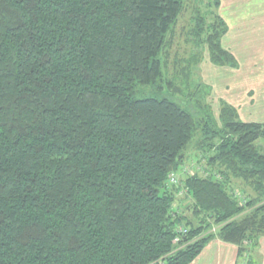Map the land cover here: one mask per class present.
<instances>
[{
  "label": "trees",
  "instance_id": "16d2710c",
  "mask_svg": "<svg viewBox=\"0 0 264 264\" xmlns=\"http://www.w3.org/2000/svg\"><path fill=\"white\" fill-rule=\"evenodd\" d=\"M186 1L0 0V264H191L215 239L242 257L264 235V123L224 100L217 117L204 82L202 120L137 97L162 78ZM212 4L194 29L200 61L238 68ZM197 136L203 173L181 176L190 217L168 178Z\"/></svg>",
  "mask_w": 264,
  "mask_h": 264
},
{
  "label": "rangeland",
  "instance_id": "374dc122",
  "mask_svg": "<svg viewBox=\"0 0 264 264\" xmlns=\"http://www.w3.org/2000/svg\"><path fill=\"white\" fill-rule=\"evenodd\" d=\"M212 3L213 0L186 1L185 9L179 16L172 32L168 34V46L161 54V60L164 63L162 78L156 85L142 87L143 92L138 93L137 97H141L145 93L151 96L170 98L189 109L198 119L202 120L204 109L201 107L206 104L205 98L203 100L205 95L202 96L205 90L201 87L202 82H204L212 87L211 93L206 96V102H209L212 107L219 103V97L213 92L211 84L214 83L215 85L217 82L225 84L228 82V80H225L227 75L226 73L222 74L224 67L215 66L209 61L208 51H203L202 61H200L201 45L198 43L197 35H194V29H196V25L198 24L196 23L198 16L206 14V21L203 24L205 28L212 20V13L217 11L216 6ZM210 11L212 12L211 14H209ZM218 11L230 26V32L226 35L227 37L225 39L222 38L223 46L233 48L231 52L242 62L244 56H247V60H249L253 53L258 57L264 51V0H221V7ZM238 36H241L240 40ZM262 54L264 55V52ZM261 58L258 62L259 68L264 65V56ZM196 60H198L197 63ZM179 71L185 72V78L190 77L186 85L180 84V81L178 82L179 87L183 90L182 94L177 93L174 89H170L167 84L168 79H171L177 85L175 76L176 74L178 75L177 72ZM236 78L237 74L231 76L232 81ZM241 78L242 80H235V84H245L248 80L254 83L252 78L246 80L245 75H241ZM160 85L162 88H160ZM214 87L216 88V86ZM261 98L264 99V97ZM260 102L261 100L259 99L255 105L247 109V111L251 110L248 115L252 114L254 117L255 115H259L264 118V107L259 108L258 106ZM216 110L213 108L215 114H217ZM254 117L250 116V119H255ZM198 139L199 136L194 138L187 150L190 162L197 160L193 158H196V155L199 154V150L195 146ZM258 144L264 152V139H260ZM204 163L206 162L203 160ZM190 200L189 196L183 195L182 197H178L177 203H181L182 210L186 211ZM185 213L193 217L190 210H187ZM216 229L217 225H214L211 230L215 232ZM209 251L204 253L199 259V264H206L209 260L214 259V255H208Z\"/></svg>",
  "mask_w": 264,
  "mask_h": 264
},
{
  "label": "crops",
  "instance_id": "0c3cea01",
  "mask_svg": "<svg viewBox=\"0 0 264 264\" xmlns=\"http://www.w3.org/2000/svg\"><path fill=\"white\" fill-rule=\"evenodd\" d=\"M229 32L230 29L228 33ZM226 35L223 37L224 39L227 37ZM238 37L240 40L241 36ZM239 40L237 39V41ZM226 48L230 51L233 50V48L229 46H226ZM263 52H261L258 57L253 53L249 60H247V56H244L243 62L238 59V68H223L222 71L224 72H222V74L226 73L227 75L225 78V80H228V82L225 83L227 85L222 83L220 84L219 82H217L215 85L214 83L211 84L213 86V92L219 97V103L212 107L217 109V114L215 115L219 116L220 101L224 100L238 109V113L243 120L264 123V118L260 117L259 115H255L254 117V115L249 114L255 118L250 119L248 113L251 112V110L247 111V109L255 105L259 99L261 100V102L258 104L259 108L264 107V103H262L264 99L261 98L264 97V65H262L260 68L258 67L259 60H261V57L264 56L262 54ZM235 74H237L238 79L236 78L234 81L242 80L241 75H245L246 80L252 78L254 83H252L251 80H248L245 84H235V82L231 79V76H234ZM214 86H216V88ZM208 250H210L208 255H214V259L209 260L206 264H264V235L260 236L258 241L253 243L252 246L249 245L242 257H238V247L236 245L224 242L220 239H215L205 247L201 254L191 264H199V259Z\"/></svg>",
  "mask_w": 264,
  "mask_h": 264
},
{
  "label": "built area",
  "instance_id": "2783aa9c",
  "mask_svg": "<svg viewBox=\"0 0 264 264\" xmlns=\"http://www.w3.org/2000/svg\"><path fill=\"white\" fill-rule=\"evenodd\" d=\"M196 173H203V167L197 162V160L184 164L180 172L172 171L168 178V184L169 186L180 188L178 196L182 197L183 195H186V189L183 187L181 176L184 174L191 176ZM235 196H237L240 199L241 203L244 204L245 200L241 192H236ZM188 231L189 230L185 225H177L175 228L176 234L174 238V243L179 244L182 241L183 237L188 233Z\"/></svg>",
  "mask_w": 264,
  "mask_h": 264
}]
</instances>
